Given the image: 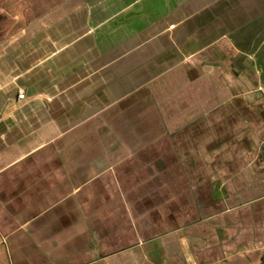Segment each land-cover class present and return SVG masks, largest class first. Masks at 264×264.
<instances>
[{
	"label": "crops",
	"instance_id": "0c3cea01",
	"mask_svg": "<svg viewBox=\"0 0 264 264\" xmlns=\"http://www.w3.org/2000/svg\"><path fill=\"white\" fill-rule=\"evenodd\" d=\"M230 2L0 0V264H264V13Z\"/></svg>",
	"mask_w": 264,
	"mask_h": 264
},
{
	"label": "rangeland",
	"instance_id": "374dc122",
	"mask_svg": "<svg viewBox=\"0 0 264 264\" xmlns=\"http://www.w3.org/2000/svg\"><path fill=\"white\" fill-rule=\"evenodd\" d=\"M241 2L244 3V0H241V1L231 0V2H230L231 3L230 6L232 9L231 17H230V23L232 25V28L235 27L236 24H237L236 28H238L239 25L242 24V21L246 20V23H245L246 27L250 28V30L248 31V36H251L253 39H259L261 37V32L257 31L258 29L255 30L256 24L254 22L255 18H257L258 15L253 16L251 14V12L258 11V9H260V7H261L263 9L262 12L264 13V0H247V5H246V0H245V6H242V7L240 6ZM240 20H241V23H240ZM258 22H259V20H258ZM263 22H264V19H263ZM215 23H217V22H215ZM218 23H220V22H218ZM257 27H260V26L258 25ZM233 34L236 35V34H238V32L232 33L230 35L232 38L234 36ZM263 37H264V33H263ZM232 38H231V40H233ZM232 43H233V41H232ZM248 50L247 51L250 52L253 49L252 50L248 49Z\"/></svg>",
	"mask_w": 264,
	"mask_h": 264
},
{
	"label": "built area",
	"instance_id": "2783aa9c",
	"mask_svg": "<svg viewBox=\"0 0 264 264\" xmlns=\"http://www.w3.org/2000/svg\"><path fill=\"white\" fill-rule=\"evenodd\" d=\"M23 96H24V94H23L22 92H19V93H18V97H19V98H23Z\"/></svg>",
	"mask_w": 264,
	"mask_h": 264
}]
</instances>
